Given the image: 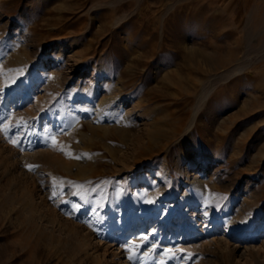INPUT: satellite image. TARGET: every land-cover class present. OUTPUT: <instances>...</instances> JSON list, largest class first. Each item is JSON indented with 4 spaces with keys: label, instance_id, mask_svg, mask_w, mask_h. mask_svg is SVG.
Here are the masks:
<instances>
[{
    "label": "rangeland",
    "instance_id": "1",
    "mask_svg": "<svg viewBox=\"0 0 264 264\" xmlns=\"http://www.w3.org/2000/svg\"><path fill=\"white\" fill-rule=\"evenodd\" d=\"M0 264H264V0H0Z\"/></svg>",
    "mask_w": 264,
    "mask_h": 264
},
{
    "label": "bare ground",
    "instance_id": "2",
    "mask_svg": "<svg viewBox=\"0 0 264 264\" xmlns=\"http://www.w3.org/2000/svg\"><path fill=\"white\" fill-rule=\"evenodd\" d=\"M59 56V55H58ZM114 96V95H113ZM120 96V95H119ZM113 99H116V97L114 98H102L101 101H99V104L97 105V108H101L103 109L101 112L96 113V114H91L89 115L88 120V126H92V124L97 125V126H101L102 124H104V120L108 119L110 117H114L112 115L113 111L115 110L114 108H108V102L110 100L113 101ZM112 104V103H111ZM121 107V106H120ZM118 107V109L121 110V108ZM132 109V108H131ZM202 109V108H201ZM118 111V110H117ZM116 111V112H117ZM128 111V110H127ZM126 111V115H128V112ZM133 111V110H132ZM131 111V113H132ZM197 111V109H196ZM123 112V111H122ZM121 113V112H120ZM124 113V112H123ZM122 113V114H123ZM129 111V115L131 114ZM196 114V113H195ZM194 114V115H195ZM128 115V116H129ZM132 115V114H131ZM198 115V112H197ZM196 115V116H197ZM127 116V119H128ZM198 117V116H197ZM124 118V116H123ZM198 119V118H197ZM108 121V120H107ZM151 122V121H149ZM154 122V121H153ZM197 122V121H196ZM152 123V122H151ZM155 123V122H154ZM157 123V122H156ZM150 124V123H149ZM195 118L192 119L191 124L189 126V129L193 128L195 126ZM153 125V124H152ZM153 127V126H152ZM92 128V127H91ZM151 128V127H150ZM188 131V130H187ZM209 161H204V162H200L197 164H194L192 161L189 162L187 164V166L184 168H182L181 166V170H180V175L182 176V179H184V186H185V192L183 193L182 196V202L185 204V207L182 209L185 210V212L183 214H181L179 212V214L177 215V219L181 220V223H179V225H182V228L186 227V223H187V219L185 218L186 214L188 212H190V208L191 209H195L197 203H202V207H201V213L206 212V208H205V204L208 203L209 199L207 198V183L210 181L209 175H208V167H209ZM127 165V164H126ZM145 175V174H144ZM147 175V174H146ZM158 177H164L165 179H167V181H170L168 179V177L166 175L162 174V171L158 172ZM133 179V178H132ZM140 180H147V178L145 176H141L139 177ZM151 184L153 185L152 188L149 189V195L146 197V199L144 200V204L146 205V203L151 200H155L157 201L159 199L160 196H163L162 193L160 192L161 189V185L156 184V181H154L152 178H149ZM148 181V180H147ZM137 182H141V181H137ZM137 182L135 179L131 180V184L136 187L137 186ZM149 182V183H150ZM143 183V182H141ZM140 184V183H138ZM141 185V184H140ZM158 187V188H157ZM141 189V188H140ZM137 193H141V190L136 189ZM117 198L118 201L122 202L124 201V195H123V189L122 187H119L117 189ZM167 211L169 209H171L170 204L167 206ZM142 208V207H141ZM144 208V207H143ZM208 212V211H207ZM143 214V213H142ZM145 215V214H144ZM176 219V220H177ZM194 219V218H193ZM194 223V222H193ZM225 223V229H224V234H221L220 236H218L216 239H214V242L216 244V246H218L219 248H221V250H223L224 252L228 253V252H236L239 251V249H236L237 247H233L231 248V246L228 243V239H226V235L228 234L229 228H231L232 226V218L227 217L224 220ZM178 226V225H177ZM193 226H195V224H193ZM205 231V230H204ZM206 234V233H205ZM184 237V236H183ZM86 245H88V241L86 242ZM217 247V248H218ZM253 260V259H252ZM255 261H257L256 259H254ZM129 262V261H128Z\"/></svg>",
    "mask_w": 264,
    "mask_h": 264
},
{
    "label": "snow or ice",
    "instance_id": "3",
    "mask_svg": "<svg viewBox=\"0 0 264 264\" xmlns=\"http://www.w3.org/2000/svg\"><path fill=\"white\" fill-rule=\"evenodd\" d=\"M13 143L15 144V142H13ZM61 150H63V149H61ZM28 167H29V170H31L33 166H28Z\"/></svg>",
    "mask_w": 264,
    "mask_h": 264
}]
</instances>
